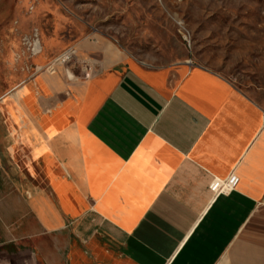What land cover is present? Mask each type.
I'll return each instance as SVG.
<instances>
[{
  "label": "crops",
  "instance_id": "1",
  "mask_svg": "<svg viewBox=\"0 0 264 264\" xmlns=\"http://www.w3.org/2000/svg\"><path fill=\"white\" fill-rule=\"evenodd\" d=\"M75 46L0 93V264H264L263 106L205 67Z\"/></svg>",
  "mask_w": 264,
  "mask_h": 264
},
{
  "label": "rangeland",
  "instance_id": "2",
  "mask_svg": "<svg viewBox=\"0 0 264 264\" xmlns=\"http://www.w3.org/2000/svg\"><path fill=\"white\" fill-rule=\"evenodd\" d=\"M36 34L43 56L33 60L26 40ZM91 38L114 41L148 69H210L264 108V0H0V93L16 72L23 80L32 64Z\"/></svg>",
  "mask_w": 264,
  "mask_h": 264
},
{
  "label": "built area",
  "instance_id": "3",
  "mask_svg": "<svg viewBox=\"0 0 264 264\" xmlns=\"http://www.w3.org/2000/svg\"><path fill=\"white\" fill-rule=\"evenodd\" d=\"M185 42L191 48V37L184 35ZM27 51L31 59H36L43 54V45L39 35H34L26 40ZM78 64V50L76 46H72L67 50L60 53L58 56L53 58L45 66H40L37 64H32L31 67H28V70L31 72V78H35L37 75L42 74L46 71H52L59 67L71 68L74 65ZM189 65H192L191 62ZM83 66L86 70L85 79H90L92 76L93 68L88 62H83ZM239 184V178L235 175L230 176L227 180L215 179L210 186V190L214 193L216 197L220 195H228L233 192Z\"/></svg>",
  "mask_w": 264,
  "mask_h": 264
},
{
  "label": "bare ground",
  "instance_id": "4",
  "mask_svg": "<svg viewBox=\"0 0 264 264\" xmlns=\"http://www.w3.org/2000/svg\"><path fill=\"white\" fill-rule=\"evenodd\" d=\"M184 35H187V37H190V34H189V32H187V30H185V34Z\"/></svg>",
  "mask_w": 264,
  "mask_h": 264
}]
</instances>
